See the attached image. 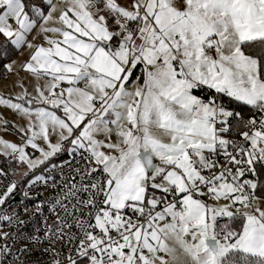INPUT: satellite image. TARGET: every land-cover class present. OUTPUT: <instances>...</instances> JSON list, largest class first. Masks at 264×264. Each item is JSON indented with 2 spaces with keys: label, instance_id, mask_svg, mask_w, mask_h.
<instances>
[{
  "label": "snow or ice",
  "instance_id": "6c2138e0",
  "mask_svg": "<svg viewBox=\"0 0 264 264\" xmlns=\"http://www.w3.org/2000/svg\"><path fill=\"white\" fill-rule=\"evenodd\" d=\"M0 68V264H264V0H0Z\"/></svg>",
  "mask_w": 264,
  "mask_h": 264
},
{
  "label": "rangeland",
  "instance_id": "374dc122",
  "mask_svg": "<svg viewBox=\"0 0 264 264\" xmlns=\"http://www.w3.org/2000/svg\"><path fill=\"white\" fill-rule=\"evenodd\" d=\"M21 80L24 81L25 87L31 93L29 89L31 83L27 79H24L23 75H17L11 73V75L8 76L6 79H2L0 81V94H3L6 98L13 99V101L15 102V96L21 92V89L19 87H14V84ZM2 120H7L8 124L6 127H0V138H3L13 143L21 144L22 134H20L17 131V128L25 123L24 119L13 110L7 109L5 106L0 105V121ZM26 150L29 152L32 158H35L36 156L39 155L38 152H35L30 148ZM0 157L8 158L6 156H0ZM20 169H21V173L27 171L26 165H21Z\"/></svg>",
  "mask_w": 264,
  "mask_h": 264
},
{
  "label": "built area",
  "instance_id": "2783aa9c",
  "mask_svg": "<svg viewBox=\"0 0 264 264\" xmlns=\"http://www.w3.org/2000/svg\"><path fill=\"white\" fill-rule=\"evenodd\" d=\"M65 156H61L59 158H56L54 160L55 163H62L63 159H65ZM22 164H20L19 162L12 160L11 157L5 158V157H1L0 158V167H4V168H8L10 176V179H16L20 185L21 188H23L24 190L27 189V185H26V181L31 179L33 177V175H49V174H54L52 172V169L49 168L48 171H44L43 167L41 169H38L34 174L31 173L29 174L27 177L23 176L21 173V167ZM15 169L16 170V175H12L11 174V169ZM6 182V180L4 181ZM2 190V189H0ZM35 193L36 195L39 197V200H43L46 197H51L54 195V193L50 190V187L48 189H45V187L42 184H37L35 186ZM39 200L37 202H39ZM21 201H23V196L21 194H17L12 200L9 201L8 205L5 206L3 208L4 211H6L8 214H11L13 210L16 211H20L21 212V217L24 219H29L28 217L24 216L23 212H22V205H21ZM28 203V202H25ZM28 207L29 209L32 208V204L28 203ZM43 217H40V219H42ZM29 225L31 227H35L36 223H35V218L29 219ZM31 227L28 229L29 231L31 230ZM3 230L8 231L9 228L8 226H3Z\"/></svg>",
  "mask_w": 264,
  "mask_h": 264
},
{
  "label": "crops",
  "instance_id": "0c3cea01",
  "mask_svg": "<svg viewBox=\"0 0 264 264\" xmlns=\"http://www.w3.org/2000/svg\"><path fill=\"white\" fill-rule=\"evenodd\" d=\"M32 35H35V33H33ZM31 38H32V37L30 36L29 39H31ZM27 58H28V51H27V50L24 51V54H23V55H17V56L14 58V60L17 61V65H16L17 70L19 69V64H20L21 62L25 61ZM12 74H17V72L14 71V72H12ZM10 75H11V73H8V75H7L5 78H3V79H6V78H7L8 76H10ZM17 75H23L24 79H27L28 81L31 80V78L28 77L27 74L24 73L23 71H19V74H17ZM34 83H35V82L32 81V83H31V85H30V88H29V89H30L31 92L34 91V89H33V84H34Z\"/></svg>",
  "mask_w": 264,
  "mask_h": 264
},
{
  "label": "trees",
  "instance_id": "16d2710c",
  "mask_svg": "<svg viewBox=\"0 0 264 264\" xmlns=\"http://www.w3.org/2000/svg\"><path fill=\"white\" fill-rule=\"evenodd\" d=\"M16 56H13L12 59H14ZM8 75V72H6L5 69L0 68V81L5 78ZM1 158V157H0Z\"/></svg>",
  "mask_w": 264,
  "mask_h": 264
}]
</instances>
